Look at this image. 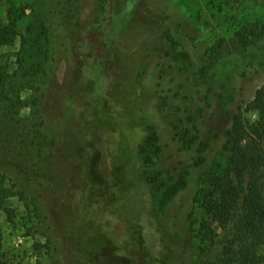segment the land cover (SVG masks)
I'll return each instance as SVG.
<instances>
[{"label": "rangeland", "instance_id": "obj_1", "mask_svg": "<svg viewBox=\"0 0 264 264\" xmlns=\"http://www.w3.org/2000/svg\"><path fill=\"white\" fill-rule=\"evenodd\" d=\"M110 3L120 8L117 23L113 25L114 40L129 55L121 65L107 67L102 72L104 86L116 89L133 81L135 63L143 58L146 44L160 31L157 28L162 25L163 17L158 0H110ZM219 9L227 19V30L197 20L200 13L207 18L210 12ZM173 10L198 28L195 47L199 56H193L204 66V72L198 77L195 70L188 67L181 73H174L172 82L168 81L167 85L173 90L178 89L177 85L184 88L174 99L169 94L173 106L167 112L170 122L181 118L186 129L197 125L202 139L208 143L201 166L203 179L208 180L225 166L222 145L232 116L264 85V38L251 36L241 53L234 50L243 49L242 46L231 42L238 26L246 24L254 31L255 25L264 23V0H167L165 12L176 15ZM94 15L91 0H0V30L15 22L17 31L11 43L0 45V70L10 76L7 87L15 102L11 118L0 115V181L13 192L6 207L15 213L10 224L0 212V236L4 258L11 264H79L70 251L68 233L77 219L87 220L97 227L109 225L111 243L105 253L108 263L142 261L143 255L137 251L132 252L136 263L125 262L121 254L119 257L112 255L111 251L127 240V225L122 218L110 217L113 209L105 197H97L90 207L81 205L73 191L74 184L71 185L74 182L72 170L76 171L83 159L79 131L66 135L65 128L59 130L58 127L68 125L60 120L70 101L77 107L73 126H83L82 119L90 117L79 113L85 103L82 90L89 86L81 79L86 60L103 57L98 41L85 28ZM221 38L225 40L222 49L229 51L210 65L214 55L208 51L218 47ZM51 70L54 72L49 73ZM195 82L202 86L201 92H196L195 104L180 107L185 97L196 91L193 89ZM211 87L212 93L209 92ZM150 93L152 91H147L141 101L144 109L153 106ZM189 111L196 116V121L188 119ZM163 129L158 131L165 145L166 131ZM107 139V132L101 130L89 135L90 141L100 145ZM177 159L175 152L166 150L162 168L173 169ZM192 224L193 237L185 243L188 252L178 264H203L214 259L220 255L228 237V230L211 223L201 208L195 209ZM145 237L152 251H159L160 239L155 230H145ZM260 253L264 255V247ZM87 262L98 264L95 259L93 263Z\"/></svg>", "mask_w": 264, "mask_h": 264}, {"label": "trees", "instance_id": "obj_2", "mask_svg": "<svg viewBox=\"0 0 264 264\" xmlns=\"http://www.w3.org/2000/svg\"><path fill=\"white\" fill-rule=\"evenodd\" d=\"M91 1L95 15L85 28L98 41L103 57L88 58L87 66L81 72V79L89 86L82 90L85 103L79 114L90 117L82 119L83 126H73L77 107L70 101L60 120L68 125L58 127L59 130L65 128L66 135L79 131L78 139L82 143L79 150L83 159L79 168L72 170L74 182L71 185L74 184L73 191L81 205L90 207L97 197H105L113 209L110 217L122 218L127 225V240L111 251L112 255L119 257L121 254L125 262L136 263L132 252L137 251L143 256L136 264H178L188 252L185 243L193 237L192 216L198 207L211 223L228 230L220 255L203 264H264V255L260 253L264 247V85L232 116L222 145L225 166L221 172L204 180L202 154L208 143L202 139L197 125L186 129L181 118L170 122L171 116L167 112L173 106L169 94L174 99L184 88L177 85L178 89L173 90L167 85L168 81L172 82L174 73H181L188 67L194 69L198 77L204 72V66L193 56H199L195 47L198 28L175 10L172 13L176 15L166 13L167 0H158L157 6L163 17L162 25L157 28L160 31L146 44L143 58L135 63L133 81L111 89L104 86L102 72L107 67L121 65L129 57L113 36V25L117 23L120 8L113 6L110 0ZM149 1L152 0H145ZM197 20L207 26L226 29L227 19L220 9L210 12L207 18L200 13ZM252 28L246 24L237 27L231 42L243 49L234 51L241 53L250 43L251 36L264 38V23L255 25L254 31ZM16 35V24L12 22L9 28L0 30V45L11 43ZM21 40L25 41V38L21 37ZM224 41L221 38L218 47L208 51L214 55L210 65L229 51L222 49ZM31 69L36 75V69ZM43 73L47 75L48 72L43 70ZM9 78L0 70V115L6 118H11L15 109L7 87ZM193 89L196 91L185 97L180 107L195 104L196 92H201L202 86L195 82ZM213 90L211 87L209 92ZM147 91H152L153 106L144 109L141 101ZM187 116L190 121L197 120L191 111ZM158 128L166 131L165 145L161 143ZM96 130L107 132L108 139L102 146L89 140V135ZM166 150L175 152L179 158L173 169L161 166ZM12 197L11 188L0 181V212L6 215L10 224L15 213L6 207V202ZM71 225V231H68L70 251L76 263L88 264L87 260L93 263L95 259L98 264H113L105 257L111 243L109 225L97 227L84 219H77ZM150 229L159 235V251H152L148 245L145 230ZM0 264H11L4 258L1 236Z\"/></svg>", "mask_w": 264, "mask_h": 264}]
</instances>
